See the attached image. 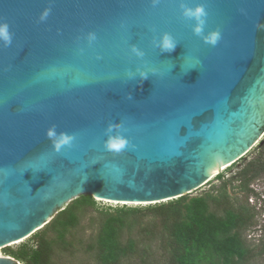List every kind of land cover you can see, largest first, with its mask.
<instances>
[{
    "label": "water",
    "instance_id": "obj_1",
    "mask_svg": "<svg viewBox=\"0 0 264 264\" xmlns=\"http://www.w3.org/2000/svg\"><path fill=\"white\" fill-rule=\"evenodd\" d=\"M189 2L206 4L205 31H221L215 46L192 34L177 0H0L12 33L0 45V248L81 196L124 204L186 196L264 136V0ZM162 31L179 42L171 53L151 46ZM131 44L160 75L126 80L125 68L139 64ZM109 123H121L134 147L104 151ZM53 124L75 135L60 153L44 135Z\"/></svg>",
    "mask_w": 264,
    "mask_h": 264
},
{
    "label": "trees",
    "instance_id": "obj_2",
    "mask_svg": "<svg viewBox=\"0 0 264 264\" xmlns=\"http://www.w3.org/2000/svg\"><path fill=\"white\" fill-rule=\"evenodd\" d=\"M264 178V139L258 154L245 162L230 180L219 174L216 180L225 186L238 181L247 195L241 203L229 196L206 195L183 198L144 210L121 209L105 215L96 242L90 247L97 264H246L251 258L242 234L255 224V212L248 205L252 182ZM93 205V198L81 196L59 212L42 231L31 236L32 245H21L9 256L26 264H54L55 249L66 246V238L80 219V212ZM53 233L54 237H48ZM127 234V239L125 236ZM134 233V237H132ZM158 241L163 257L149 252ZM65 249V248H64Z\"/></svg>",
    "mask_w": 264,
    "mask_h": 264
},
{
    "label": "rangeland",
    "instance_id": "obj_3",
    "mask_svg": "<svg viewBox=\"0 0 264 264\" xmlns=\"http://www.w3.org/2000/svg\"><path fill=\"white\" fill-rule=\"evenodd\" d=\"M263 139L264 136L242 159L220 173L223 175L225 180H230V178L233 177V175L243 166L245 162L258 154L259 148L263 144ZM215 177L199 189L181 197L183 198L182 201L188 203L192 199L205 197L208 194L214 197H219L220 195L226 194L230 199H232V201H235L236 203H241L245 199L247 193L239 187L238 181H230V183H227L225 186H221L222 181L216 180ZM250 189L257 196L251 195L248 199V205L252 207L255 212V224L245 230L242 234L245 245L249 250H251V258L246 264H264V178L252 182ZM177 200H180V198L157 204H120L94 198L93 205L91 207L84 208L80 212L79 223L75 228L70 230L66 238V246L55 249L52 261L54 264H97L95 256L90 251V247L97 240L100 223L105 218V215H114L118 210L121 209L144 210L148 207H153L160 204H168ZM70 204L71 203H69L66 208ZM40 231H42V229ZM125 234L126 236L124 239L126 240L128 233ZM48 237L52 238L54 237V234L48 233ZM132 237H134V233ZM23 244L31 246V236L20 243L7 246L2 249L0 248V255L12 258L9 256V252L16 251ZM149 252L154 258L162 260L163 251L158 241L152 243ZM16 262H18V264H26L22 261ZM130 264L142 263L135 259Z\"/></svg>",
    "mask_w": 264,
    "mask_h": 264
},
{
    "label": "clouds",
    "instance_id": "obj_4",
    "mask_svg": "<svg viewBox=\"0 0 264 264\" xmlns=\"http://www.w3.org/2000/svg\"><path fill=\"white\" fill-rule=\"evenodd\" d=\"M161 0H150L151 6L156 7L159 5ZM177 6L180 10V16L185 20L189 21L191 32L194 36H197L201 41L210 46H215L222 38L221 31L217 29L205 31L208 10L207 6L203 2L190 3L189 0H177ZM50 8L42 10L38 19L44 21L49 15ZM154 31V30H153ZM96 39L95 33L89 32L86 35V40L91 43ZM12 42V33L7 22H0V45L7 47ZM151 46L158 49L159 53H171L177 43V39L167 31H162L159 35H153ZM129 52L134 56L139 64L132 69L125 68L124 76L127 81H135L137 85L143 83L144 80L150 76L160 75L159 69L153 66H149L145 58V51L135 44L129 45ZM195 67L191 68L194 69ZM189 69V70H191ZM181 72L186 73L181 65ZM126 99L131 100L132 96L127 93ZM121 123H109L104 129L105 139L102 141L103 149L106 152L119 154L126 148L134 147L131 145L129 139L123 134L126 132ZM45 138L51 143L52 150L55 153H60L62 149L70 148L75 140V135L66 133L64 131H57L56 125H51L45 129Z\"/></svg>",
    "mask_w": 264,
    "mask_h": 264
},
{
    "label": "bare ground",
    "instance_id": "obj_5",
    "mask_svg": "<svg viewBox=\"0 0 264 264\" xmlns=\"http://www.w3.org/2000/svg\"><path fill=\"white\" fill-rule=\"evenodd\" d=\"M223 170H225V168H222V171H223ZM218 172H219V171H217L215 174H217ZM215 174L212 175V178L215 177ZM212 178H211V179H212ZM105 201H106V200H105ZM107 202H111V201H107ZM112 203H117V202H112ZM120 204H124V203H120ZM20 242H21V241H20ZM20 242L18 241V242L12 243V244H10L9 246L14 245V244H17V243H20ZM1 249H2V248H1ZM0 256H1V255H0Z\"/></svg>",
    "mask_w": 264,
    "mask_h": 264
},
{
    "label": "built area",
    "instance_id": "obj_6",
    "mask_svg": "<svg viewBox=\"0 0 264 264\" xmlns=\"http://www.w3.org/2000/svg\"><path fill=\"white\" fill-rule=\"evenodd\" d=\"M17 264H18V262H17Z\"/></svg>",
    "mask_w": 264,
    "mask_h": 264
}]
</instances>
